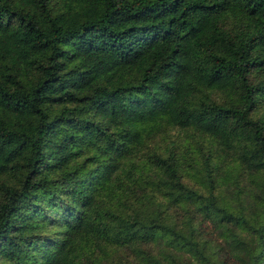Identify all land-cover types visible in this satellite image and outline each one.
Returning <instances> with one entry per match:
<instances>
[{"label": "trees", "instance_id": "trees-1", "mask_svg": "<svg viewBox=\"0 0 264 264\" xmlns=\"http://www.w3.org/2000/svg\"><path fill=\"white\" fill-rule=\"evenodd\" d=\"M0 264H264V0H0Z\"/></svg>", "mask_w": 264, "mask_h": 264}, {"label": "rangeland", "instance_id": "rangeland-1", "mask_svg": "<svg viewBox=\"0 0 264 264\" xmlns=\"http://www.w3.org/2000/svg\"><path fill=\"white\" fill-rule=\"evenodd\" d=\"M169 130H170V132H174L176 134H180L181 133L180 131H175L174 129H169Z\"/></svg>", "mask_w": 264, "mask_h": 264}]
</instances>
